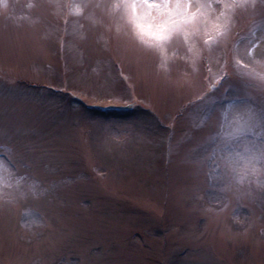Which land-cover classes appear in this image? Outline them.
I'll return each instance as SVG.
<instances>
[{
    "label": "rangeland",
    "instance_id": "1",
    "mask_svg": "<svg viewBox=\"0 0 264 264\" xmlns=\"http://www.w3.org/2000/svg\"><path fill=\"white\" fill-rule=\"evenodd\" d=\"M198 2L157 52L115 0H0V264H264V176L220 152L264 136V4L220 38Z\"/></svg>",
    "mask_w": 264,
    "mask_h": 264
},
{
    "label": "snow or ice",
    "instance_id": "2",
    "mask_svg": "<svg viewBox=\"0 0 264 264\" xmlns=\"http://www.w3.org/2000/svg\"><path fill=\"white\" fill-rule=\"evenodd\" d=\"M261 3L264 4V0H261ZM223 6L231 15L221 13L217 18L219 22L213 25L220 38L231 32L236 10L254 9L256 0H230ZM112 7L120 13V19L129 26L134 39L148 49L160 52L177 34L187 33L189 29H198L199 22L204 19L203 10L208 5L199 3L198 0H115ZM145 21L151 23L146 25ZM243 55L250 56L249 47L245 48ZM235 66L239 70L240 62L236 61ZM226 75L227 73L225 77ZM241 75L259 81L264 87V72L257 73L251 70ZM252 125L264 128V111L253 114ZM220 152L221 162L232 172H237L239 166L244 173L264 176V136H261L259 141L246 144L243 154L238 152L235 146L228 144L224 145ZM257 183L264 189V183L260 181Z\"/></svg>",
    "mask_w": 264,
    "mask_h": 264
}]
</instances>
